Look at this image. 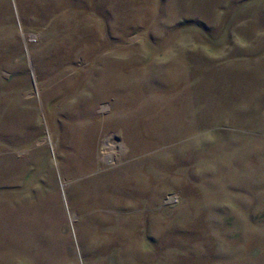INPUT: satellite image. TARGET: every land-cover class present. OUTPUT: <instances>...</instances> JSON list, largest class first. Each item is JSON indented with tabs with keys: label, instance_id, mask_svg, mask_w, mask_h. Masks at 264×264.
Returning <instances> with one entry per match:
<instances>
[{
	"label": "rangeland",
	"instance_id": "374dc122",
	"mask_svg": "<svg viewBox=\"0 0 264 264\" xmlns=\"http://www.w3.org/2000/svg\"><path fill=\"white\" fill-rule=\"evenodd\" d=\"M0 264H264V0H0Z\"/></svg>",
	"mask_w": 264,
	"mask_h": 264
}]
</instances>
